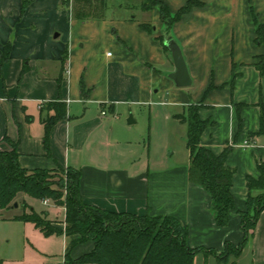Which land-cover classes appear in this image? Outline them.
I'll list each match as a JSON object with an SVG mask.
<instances>
[{
	"label": "crops",
	"instance_id": "crops-1",
	"mask_svg": "<svg viewBox=\"0 0 264 264\" xmlns=\"http://www.w3.org/2000/svg\"><path fill=\"white\" fill-rule=\"evenodd\" d=\"M28 1L23 11V0H0V151L11 150L12 141L26 168L80 169V192L87 204L176 217L188 226L191 247L221 251L227 241L240 243V214L232 211L228 226H217L211 196L189 179L188 125L178 116L190 104L202 103L200 116L214 121L202 134V144L218 155L230 146L226 164L236 171L232 193L236 207L246 210L249 196L264 192L248 186V177L259 178L264 163V132L254 135L261 128L264 76L253 65L264 46L256 43L251 12L253 6L264 22V0H200L202 5L174 23L169 36L186 60L189 87H178L170 78L176 66L158 40L166 35L158 7H141V18L79 19L74 0ZM163 1L175 14L188 0ZM141 24L152 25L153 33ZM54 102L65 104L66 116L52 127L49 154L45 120L55 115L49 105ZM133 106L149 109L147 130L145 125L131 127L137 122ZM128 116L134 123L126 122ZM20 200L31 206L25 196ZM43 203L65 219L64 207ZM14 221L36 241L58 236L62 251L53 253L49 244H25L18 255L10 247L0 254V264H65L72 236L46 237L33 223ZM249 244L229 264L264 263V210ZM93 247L92 242L76 245L71 257ZM199 257L204 256L197 255L196 264H204Z\"/></svg>",
	"mask_w": 264,
	"mask_h": 264
},
{
	"label": "trees",
	"instance_id": "trees-1",
	"mask_svg": "<svg viewBox=\"0 0 264 264\" xmlns=\"http://www.w3.org/2000/svg\"><path fill=\"white\" fill-rule=\"evenodd\" d=\"M100 0H74V16L79 19H97L104 17L100 11L106 9ZM29 1L23 0L24 11ZM202 5L200 0H188L175 14L163 0H143V10L158 7L160 17L166 27V35L158 40L166 51H170L165 42L171 39L170 29L193 7ZM252 18L256 27V43L264 46V22L258 19L251 6ZM142 28L153 33V26L141 24ZM169 37V38H168ZM6 47L4 59L8 58ZM64 53H67L65 51ZM65 58V57H64ZM264 76V54L257 56L253 64ZM236 74L233 73L231 83ZM82 91L86 93L82 82ZM213 85L208 90L212 89ZM56 113L46 117L44 143L48 153L52 127L66 116V106L54 102ZM202 103L190 104L186 114L178 118L188 125L187 147L190 152L189 179L192 183L205 189L211 196L212 211L216 225L226 227L230 214L236 211L242 219L243 239L235 244L227 241L223 250L205 246L191 247L188 242L189 228L180 220L170 215H136L126 212H114L87 204L80 192L82 172L76 168L58 166L54 169H29L22 166L18 143L10 141L11 150L0 151V209L15 207L21 194L39 200L49 199L57 207L65 208V230L54 226L48 218V213H38L35 209L23 204L21 214L14 220L31 222L44 236L53 234L72 236L66 253L65 264H196V257L202 254L204 264H210L209 259L215 258L214 264H229L231 258H239L254 237V233L262 211L264 210V192L259 196L250 195L247 209L236 207L232 193L235 169L226 164L230 146L221 154H215L202 144V134L211 125L212 119H203L199 110ZM261 128L254 135L264 132V104L261 103ZM259 178L248 177L250 189L260 188L264 191V163L259 164ZM92 242L94 247L79 258L71 257V250L79 244ZM232 264H236L235 260ZM264 264V263H263Z\"/></svg>",
	"mask_w": 264,
	"mask_h": 264
},
{
	"label": "rangeland",
	"instance_id": "rangeland-1",
	"mask_svg": "<svg viewBox=\"0 0 264 264\" xmlns=\"http://www.w3.org/2000/svg\"><path fill=\"white\" fill-rule=\"evenodd\" d=\"M106 4V9L104 11H100L101 14H104L105 16H112L116 15L118 17L121 16H134L136 15L138 18H141V4L143 0H100L99 2H104ZM133 117L137 118L136 124H132L131 127L134 130H140L144 125L145 129H148L149 126V109L144 108L143 111H139L137 106H133ZM131 115V114H130ZM130 116L126 119V122H128ZM187 128V125H185ZM154 139L155 135H153L152 139V149L154 144ZM149 140H147V147L149 144ZM146 147V150H147ZM148 151V150H147ZM20 196H25L27 201L31 204L32 207H34L35 211L38 213H43V212H50L52 215V218L50 217L49 219L52 220L54 223V226L61 230H65L66 225H62L60 223H64L63 218V213L60 211L59 214L55 215L54 210L55 208L51 205L44 204L42 200L33 198L31 196L21 194ZM20 196L18 198L20 206L17 208H10V209H0V254L5 252V249H9L10 247H16L18 251L16 254L22 251V247L25 244H49L52 246L53 253H60L62 251V241L61 238L58 236H55L52 239H43L44 241H36L34 238H32L29 234L28 236H25V230L22 227V223H19L17 221L12 220L13 215L16 213H22L24 210V207L21 205V200ZM52 202V201H51ZM53 203V202H52ZM54 204V203H53ZM60 207V206H59ZM55 215V216H53ZM21 246V250H19ZM248 248L251 246V244L247 245ZM15 252V251H13ZM247 252V251H246ZM22 254V253H21ZM246 255L243 257L244 259L249 258V254L245 253ZM20 255V253L18 254ZM198 261L203 262L202 260L204 257H199ZM197 261V262H198ZM245 261V260H244Z\"/></svg>",
	"mask_w": 264,
	"mask_h": 264
},
{
	"label": "water",
	"instance_id": "water-1",
	"mask_svg": "<svg viewBox=\"0 0 264 264\" xmlns=\"http://www.w3.org/2000/svg\"><path fill=\"white\" fill-rule=\"evenodd\" d=\"M165 44L172 53V57L176 66V70L170 74L178 87H189L192 85V78L190 76L186 60L183 56L182 50L178 43L174 39H168ZM128 123H134V119L131 117L128 119ZM18 203H15V207Z\"/></svg>",
	"mask_w": 264,
	"mask_h": 264
},
{
	"label": "built area",
	"instance_id": "built-area-1",
	"mask_svg": "<svg viewBox=\"0 0 264 264\" xmlns=\"http://www.w3.org/2000/svg\"><path fill=\"white\" fill-rule=\"evenodd\" d=\"M104 114H105V112H103ZM245 144H248V142H246ZM44 202L45 203H49V202H51L49 199H46V200H44Z\"/></svg>",
	"mask_w": 264,
	"mask_h": 264
}]
</instances>
